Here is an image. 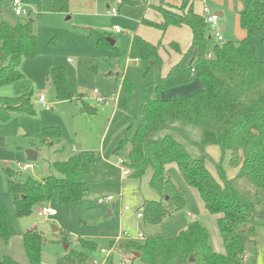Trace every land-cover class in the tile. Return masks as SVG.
Returning a JSON list of instances; mask_svg holds the SVG:
<instances>
[{"label":"trees","instance_id":"obj_1","mask_svg":"<svg viewBox=\"0 0 264 264\" xmlns=\"http://www.w3.org/2000/svg\"><path fill=\"white\" fill-rule=\"evenodd\" d=\"M7 1L0 0V17L2 5ZM196 1L201 0H181L177 8L160 6L157 11L162 22L143 23L161 31L186 26L192 34L190 48L165 77L155 82V91L162 94L196 80L201 89L189 96L174 92L165 99L144 101L136 115L137 125L131 124L125 129L113 154L118 156L126 146L130 148L127 161L123 163L130 169L132 178L141 179L151 170L148 185L159 200L145 201L139 208L142 222L149 226H158L184 208L185 199L166 171L169 165L175 164L185 184L198 192L205 210L218 216L216 226L224 253L213 251L209 234L198 221L190 222L173 239L154 235L143 242H120L114 248L120 255L132 256V260L137 259L142 264H255V257L247 255V245L254 244L257 222H264V211L256 207L259 198L251 202L234 187V181L242 179L264 194V61L258 59L252 41L259 37L264 44V0H244L240 26L247 31V39L222 43L209 38L203 16L193 10ZM68 7V0H51L54 13L67 14ZM98 43L110 45L101 37ZM36 47L33 21L16 25L0 22V88L23 80L20 66L24 60L35 58ZM170 47L179 52L176 44ZM129 56L137 61H158V47L134 36ZM48 79L58 101L78 99L76 84L63 68H51ZM84 110L94 112L86 106ZM35 113L31 93L14 98L0 97L2 124L14 114L34 117ZM176 123L199 127L202 147L217 146L222 154L228 152V166L238 169L235 178L228 179L221 162H214L204 151L202 158L194 159L171 135L154 138L159 131L174 129ZM36 136L42 144L54 146L60 143L62 135L59 128H43L36 131ZM206 160L213 164L217 178L206 168ZM93 162L92 152H81L66 161L53 163L57 175L40 180L27 177L23 182L15 179V172L5 169L7 191L17 217H27L35 207L48 205L54 195L59 206L84 200L88 197L86 184ZM12 236L0 202V239L8 242ZM78 244L80 249L64 258L69 264H84L86 252L98 249L93 241L78 239ZM23 245L28 264H41L42 235L33 230L25 232ZM114 245L113 240L111 247ZM190 258L194 259L193 263ZM0 264L19 263L4 257ZM105 264L117 263L111 255Z\"/></svg>","mask_w":264,"mask_h":264},{"label":"rangeland","instance_id":"obj_2","mask_svg":"<svg viewBox=\"0 0 264 264\" xmlns=\"http://www.w3.org/2000/svg\"><path fill=\"white\" fill-rule=\"evenodd\" d=\"M90 2L69 0L68 12L62 14L52 12L51 0H30L24 6L28 12L26 17L13 14L11 1L2 5L0 22L16 25L33 21L37 47L35 58L24 60L20 66L23 80L0 88V97L14 98L31 93L36 112L34 117L14 114L7 123H0V202L13 232L8 242L0 239V260L9 257L19 264H28L23 235L33 230L43 237L41 264H69L64 258L71 251L80 249L78 239L93 241L99 249L86 252L87 261L84 264H92L93 261L101 264L102 259L105 260L101 250L105 253L109 251L106 235L113 240L123 232L133 239L138 234H142L144 239L154 235L173 239L192 221L204 226L213 251L223 254L224 246L216 226L218 216L205 210L198 192L185 184L175 164L169 165L166 171L185 199L184 208L165 218L158 226L146 225L138 217L144 199L150 201L159 197L147 184L150 169L141 179L123 177L125 166L119 160L127 161L129 147L126 146L118 156L113 154V150L125 129L131 124L137 125L136 115L141 103L165 97L166 94H158L154 87L165 69L145 60L136 63L129 56L131 39L134 35H141V0ZM112 8L117 11L115 15L109 14ZM114 26L119 29L118 33L114 31ZM100 37L115 44L101 46L98 43ZM227 39L236 42L234 38ZM252 41L258 59L264 61V44L259 37H254ZM53 67L63 68L66 76L74 80L78 99L64 102L56 99L54 87L48 79ZM194 84L179 88V92L185 96L197 93L200 86ZM39 95H44L48 111L38 102ZM96 97L101 99L100 103ZM85 106L94 109V112H86ZM173 127L172 130L157 132L154 138L171 135L185 146L192 158H202L205 146L201 145V129L184 123H176ZM43 128H59L62 135L60 143L54 146L42 144L36 131ZM27 150L38 153L35 162L27 160ZM81 152L94 154L86 184L88 197L78 203L59 206L54 195L49 204L55 210V216L39 218L35 207L29 216L18 218L7 191L5 169L15 172V179L19 182L27 177L38 180L57 175L53 163L66 161ZM227 161L228 152H225L218 162L225 169ZM205 163L210 165L207 160ZM23 164L32 165V169L21 172L18 165ZM212 168L214 166L211 165ZM234 187L251 202H257L259 198L256 207L264 211L263 193L242 179L235 180ZM109 196L112 201L101 205L96 203ZM125 207L128 211L124 210ZM254 240L253 245H247V253L255 257V264H264L262 221L257 222ZM64 244L68 246L67 250ZM112 256L117 262L120 260L116 255ZM119 257L128 259L130 264H142L132 260V256Z\"/></svg>","mask_w":264,"mask_h":264},{"label":"crops","instance_id":"obj_3","mask_svg":"<svg viewBox=\"0 0 264 264\" xmlns=\"http://www.w3.org/2000/svg\"><path fill=\"white\" fill-rule=\"evenodd\" d=\"M10 1L11 0H9V2ZM90 1L91 0H85V3L90 4L91 3ZM92 1L95 3V0H92ZM26 2H30V0H22L23 6H26ZM180 4H181V0H141L140 13L142 15H141L140 23H139L140 29H141V33H140L141 35L139 37L143 39L144 41H146L147 43L158 47L159 60L154 61L152 63L153 64L157 63L159 64L161 68L165 69L163 75H160L159 78L165 77L167 73L169 72V70L181 60L182 55L186 53L187 50L190 48L191 41H192L191 30L186 26H182V27H168L166 28V30L161 31L160 29L149 27L145 25L143 22L147 21V22L154 23V24H160L163 19H162L161 14L157 11V8L160 6L163 8L165 7L166 8L167 7L177 8L180 6ZM106 8L108 9L109 7L106 6ZM204 8H207L210 12H213L214 14L217 15L218 22H217L215 31L218 32L220 36L223 38V42L230 41L227 38H234L235 41H241V40L247 39L248 37L247 31L242 29L240 26V14L244 9V0H201V1H196L193 4V10L198 15H202V11ZM112 9L109 10V14H111ZM208 36L209 38L212 39V41H215L213 38L212 32L208 31ZM106 40L110 44L109 41L111 40H108V39ZM172 44H176V46L179 48V52L171 49L170 46ZM160 48L163 54H161V52L159 53ZM134 62L137 63L138 61L135 60ZM193 83H196L194 85L200 86V83L197 80L192 82L191 84ZM154 87H155V83H154ZM179 88L172 90V91L164 92L163 94H166V95L163 99L168 98L174 92H179L180 90ZM200 89H201V86H200ZM204 153L207 156H209L214 162H218L222 154L220 149L217 146H206L204 149ZM228 160H229V153H228ZM207 162L209 161L207 160ZM209 163L210 165H206V168L215 178H217L216 170L214 168L210 169L211 165L213 166V164L211 162ZM225 169L224 171L228 179H234L238 173V169H233L228 166V161H227ZM149 175L151 176V170H149L148 177ZM149 179L147 180L148 182H149ZM158 200H159V197L157 198V200H150V201H158ZM56 201H57V198H56ZM145 201H148V200L144 199L142 203L140 204V206ZM47 206L51 207L50 204H48ZM39 208L40 207H37V209ZM105 238L109 239V250L111 249L114 250L115 254H112V255H116V258L118 257L119 259H120L119 256H124V255H120L119 253L115 251V248H114L115 246L111 247V241L113 240V237L106 235ZM136 260L137 259H135L134 261ZM114 261L115 263L119 262V261L118 262L116 261L115 257H114ZM102 262H103V259H102Z\"/></svg>","mask_w":264,"mask_h":264},{"label":"built area","instance_id":"obj_4","mask_svg":"<svg viewBox=\"0 0 264 264\" xmlns=\"http://www.w3.org/2000/svg\"><path fill=\"white\" fill-rule=\"evenodd\" d=\"M11 6H12V11L13 14L15 16H28V12L27 10L24 8L23 4H22V0H11ZM117 13V11L115 9L111 10V14L115 15ZM202 16L204 19V22L207 26L208 31L212 32L213 34V38L215 40V42H223V38L220 36V34L218 32H216V26H217V22H218V17L216 14H214L213 12H210L207 8H204L202 11ZM114 31L116 33L119 32V29L117 27L114 28ZM211 55H208V57H210ZM94 94L96 95V91H94ZM96 101L97 102H101V99L99 97H96ZM38 102L44 106L45 110H49V106L46 105L45 102V97L44 95H40L38 98ZM119 163H123V161L119 160ZM124 164V163H123ZM19 169L21 172H26L28 170L32 169V165L30 164H23V165H18ZM123 177H128L131 174V171L129 168L125 167L123 170ZM112 197H107L106 199L103 200H99L98 202H96L97 204L101 205L103 203H108L110 201H112ZM125 211H128V208L125 207L124 208ZM56 212L55 210H53L51 207L49 206H42L38 209L37 211V216L39 218H49V217H53L55 216ZM138 217H140V214H138ZM136 239H143L144 240V236L142 234H138L137 237L135 239L130 238L129 234L127 232H123L121 234V236H118L117 238L114 239V244H118L120 242H131V241H137ZM102 254H105V260L101 263V264H105L106 259L111 256V254H115L114 250H109L108 252H104L103 250H101ZM131 260V259H130ZM92 264H98L96 261H93ZM117 264H130V261L126 258L123 259L120 258L119 262Z\"/></svg>","mask_w":264,"mask_h":264},{"label":"water","instance_id":"obj_5","mask_svg":"<svg viewBox=\"0 0 264 264\" xmlns=\"http://www.w3.org/2000/svg\"><path fill=\"white\" fill-rule=\"evenodd\" d=\"M111 45H114V42L113 41H109ZM37 157H38V154L37 152L33 151V150H27L26 151V158L28 161L30 162H35L37 160ZM54 231H57L58 229L57 228H53ZM64 248L65 250L68 249V246L66 244H64ZM134 257H138V254H133ZM194 262V259L193 258H190V263H193Z\"/></svg>","mask_w":264,"mask_h":264}]
</instances>
